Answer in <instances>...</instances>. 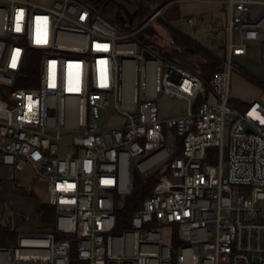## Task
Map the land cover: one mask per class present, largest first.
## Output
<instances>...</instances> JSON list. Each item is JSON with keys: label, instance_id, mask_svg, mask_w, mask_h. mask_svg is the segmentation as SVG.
Wrapping results in <instances>:
<instances>
[{"label": "built area", "instance_id": "built-area-1", "mask_svg": "<svg viewBox=\"0 0 264 264\" xmlns=\"http://www.w3.org/2000/svg\"><path fill=\"white\" fill-rule=\"evenodd\" d=\"M166 1L226 11L210 29L227 55L207 83L137 41L148 21L121 35L85 1L0 0V169L33 168L55 210L48 230L0 243V264H264V104L240 108L230 90L233 70L244 74L236 56L256 43L264 58V0ZM166 96L185 112L161 114ZM159 166L117 230V197L132 193L136 169ZM4 214L0 198V224Z\"/></svg>", "mask_w": 264, "mask_h": 264}, {"label": "rangeland", "instance_id": "rangeland-1", "mask_svg": "<svg viewBox=\"0 0 264 264\" xmlns=\"http://www.w3.org/2000/svg\"><path fill=\"white\" fill-rule=\"evenodd\" d=\"M44 3H49L51 0H37ZM85 1L87 0H80ZM119 8L120 17L125 21L124 23L118 22L115 25L118 28L119 34H125L129 31H134L137 28V25H128L131 21V12L135 9L134 2L138 0H114ZM164 1V0H162ZM160 1H155L151 4L149 14L141 24L146 25L142 29L145 30L147 27H152L157 31L155 36L154 43L147 44L148 46L156 45H171L172 37H170L167 28L173 27L184 31L185 33L191 35L193 38L201 42H216V41H226L225 34L220 30H216L214 33L212 30H203L198 32V30H192L187 22V14L189 13H200L205 15L206 18L203 19L204 26L210 28L215 24L217 19H222L224 23H227L228 15L226 11L221 10L222 6L218 4H208L207 2L200 3H165L163 4ZM159 5H162L159 7ZM162 8L160 14L155 17V19L150 20L151 13L155 12L159 8ZM138 25V27H140ZM196 28V27H194ZM141 33V31H140ZM140 33H138L135 38L141 44ZM214 33V34H212ZM214 35V36H213ZM216 41H215V40ZM143 44V43H142ZM249 51L246 55H243L244 59H249L262 67V80L258 82L255 80V76L250 74L248 70L242 67L237 61L235 64L244 74L240 73L237 70L232 72V81H231V101L242 108L241 102L243 100L248 101L249 99L256 97L261 104H264V58H263V49L258 48V44L250 43ZM145 45V44H144ZM213 45V44H212ZM216 46V45H215ZM222 57H226L227 50L225 48L216 47L214 50ZM159 56L160 53L157 50ZM158 105L160 107L161 114L166 116H173L176 114L184 113L186 110V103L182 99L169 98L168 96L162 97ZM118 121L117 117H112L109 120V125H113ZM173 137H176L175 134H172ZM228 135L226 134V138ZM64 144L71 145V140L65 139L62 141V147ZM210 157L207 160L209 163H216L218 150L214 148H208ZM226 153V152H225ZM226 155V154H225ZM154 172V169L142 174L139 170L134 172V182L142 180L145 176ZM169 176L171 175L170 170L165 171ZM0 179H8L13 181H7L1 184L0 198L3 199L5 203V214L1 220L0 226L7 228L9 230H15L17 232L19 229L24 231H39L43 230L41 223V210H39L40 202L47 196V182L41 178L33 168L30 166L26 167L24 171H14L11 168H5ZM22 188L31 190L34 193L33 196L24 195ZM32 193V194H33ZM124 198V196H123ZM117 200L121 201V197H117ZM22 216L20 218V215ZM22 213V214H21ZM19 225V227H18Z\"/></svg>", "mask_w": 264, "mask_h": 264}, {"label": "trees", "instance_id": "trees-1", "mask_svg": "<svg viewBox=\"0 0 264 264\" xmlns=\"http://www.w3.org/2000/svg\"><path fill=\"white\" fill-rule=\"evenodd\" d=\"M155 1H160L163 4L168 1L164 0H138L134 2L135 9L131 12V21L128 25H140L147 17L150 11L151 4ZM87 2L96 9V11L110 20L112 23L116 24L118 22L124 23L122 17H120L119 8L114 0H87ZM162 4V5H163ZM162 5H159L162 6ZM167 31L172 37L171 45H156L152 47H157L158 52L162 57L169 61H175L182 67L189 69L191 72L197 74L204 80L208 82L213 72L217 71L222 67V61L218 58L217 52L213 49L202 45L198 40L193 38L191 35L181 31L179 29L168 27ZM157 31L152 27H147L145 30H141L140 40L142 43L147 45L154 43ZM215 40V39H214ZM216 41V40H215ZM224 43V41H223ZM222 43L223 48L225 44ZM149 47V46H144ZM248 70V69H247ZM248 72H250L248 70ZM250 74H252L250 72ZM255 80L260 82L262 77L255 74ZM262 83V82H260ZM264 83V82H263ZM252 101V100H251ZM250 102V101H249ZM248 102V103H249ZM243 104V107L247 106ZM176 136V135H175ZM176 150L174 154L179 152L181 138L175 137ZM162 167L154 169V172L145 176L142 180L135 183V187L130 195L121 197V207L117 211L118 225L117 230H124L130 228L129 218L131 214L142 207L145 199L152 194V190L155 185V181L159 174L163 172ZM166 171V170H165ZM24 195L33 196L34 193L31 190L21 189ZM33 193V194H32ZM39 210H41V223L43 230H48L54 220V207L47 201V196L43 198L40 202ZM15 230H9L0 226V243L8 244L15 241Z\"/></svg>", "mask_w": 264, "mask_h": 264}, {"label": "crops", "instance_id": "crops-1", "mask_svg": "<svg viewBox=\"0 0 264 264\" xmlns=\"http://www.w3.org/2000/svg\"><path fill=\"white\" fill-rule=\"evenodd\" d=\"M208 4H218V3H213V2H207ZM219 5V4H218ZM203 14V12H201L200 11V13H189V14H187V15H191V16H194L195 17V24H194V26L192 27V30H194V29H196V30H198V32H201V31H203V30H212V29H210V28H207V26H204V22H203V19L204 18H206L205 17V15H202ZM186 15V16H187ZM194 27H196V28H194ZM214 33H216V31L215 30H212ZM214 33H212V34H214ZM214 36V35H213ZM202 43V45H205L206 47H208V48H211V49H213V50H215L216 49V47H220V48H223V46H222V43H223V41H216V42H201ZM213 44V45H212ZM223 44H225V49L227 50V47H226V41H224V43ZM216 45V46H215ZM217 56H220L219 54H217ZM251 100H258L256 97H253V98H251V99H249L248 101H246V100H243V102H241V105L243 106V104H247L249 101H251ZM5 168H9V167H2L1 169H0V175H2L3 174V172H4V169ZM1 177V176H0ZM2 181H1V184L2 183H4V182H7V181H13V180H8V179H5V180H3V179H1ZM1 184H0V190H1Z\"/></svg>", "mask_w": 264, "mask_h": 264}, {"label": "water", "instance_id": "water-1", "mask_svg": "<svg viewBox=\"0 0 264 264\" xmlns=\"http://www.w3.org/2000/svg\"><path fill=\"white\" fill-rule=\"evenodd\" d=\"M157 47H155L156 49ZM145 55L147 56H150L151 55V52L148 51V50H145L144 51ZM235 60L242 66L244 67L246 70L248 69L252 74H255L259 77H262V67L253 62V61H250L249 59H243V58H240L239 56H236L235 57ZM197 99L198 100H201L202 99V94L200 93L198 96H197ZM193 107L195 108V103H193Z\"/></svg>", "mask_w": 264, "mask_h": 264}]
</instances>
